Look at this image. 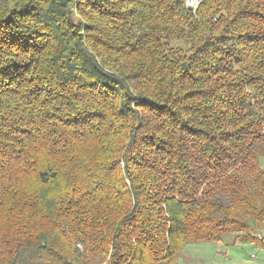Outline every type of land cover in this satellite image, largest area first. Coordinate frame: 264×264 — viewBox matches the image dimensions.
<instances>
[{"label":"trees","instance_id":"1","mask_svg":"<svg viewBox=\"0 0 264 264\" xmlns=\"http://www.w3.org/2000/svg\"><path fill=\"white\" fill-rule=\"evenodd\" d=\"M188 2L0 0V264L258 240L264 0Z\"/></svg>","mask_w":264,"mask_h":264},{"label":"rangeland","instance_id":"2","mask_svg":"<svg viewBox=\"0 0 264 264\" xmlns=\"http://www.w3.org/2000/svg\"><path fill=\"white\" fill-rule=\"evenodd\" d=\"M188 3L197 6L198 0H189ZM228 240L233 238L228 236ZM235 242L238 245L228 250L223 243L214 241L186 245L179 253L178 264H249V260H253V264H264V252H251L250 248L245 247L248 242Z\"/></svg>","mask_w":264,"mask_h":264},{"label":"crops","instance_id":"3","mask_svg":"<svg viewBox=\"0 0 264 264\" xmlns=\"http://www.w3.org/2000/svg\"><path fill=\"white\" fill-rule=\"evenodd\" d=\"M227 238V237H226ZM225 239V238H224ZM224 239H222V240H220V241H214V242H216V243H218V244H224L225 246H226V250H228L230 247H236L238 244V242L236 243L235 241H233V240H231V241H229L228 240V238L226 239V241L224 240ZM247 243V242H246ZM244 244V243H243ZM248 246H245V247H247V248H250L251 249V252H259V253H261V252H264V241H259V240H254V241H250V242H248V244H247ZM247 263H249V264H253V260H249V261H247Z\"/></svg>","mask_w":264,"mask_h":264},{"label":"built area","instance_id":"4","mask_svg":"<svg viewBox=\"0 0 264 264\" xmlns=\"http://www.w3.org/2000/svg\"><path fill=\"white\" fill-rule=\"evenodd\" d=\"M255 236L259 241H264V230L257 231ZM79 247L81 246L79 245Z\"/></svg>","mask_w":264,"mask_h":264}]
</instances>
